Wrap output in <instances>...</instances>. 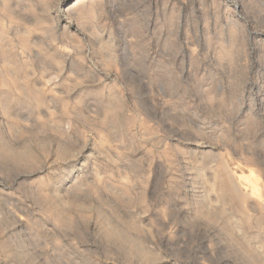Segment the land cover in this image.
<instances>
[{"label": "rangeland", "instance_id": "rangeland-1", "mask_svg": "<svg viewBox=\"0 0 264 264\" xmlns=\"http://www.w3.org/2000/svg\"><path fill=\"white\" fill-rule=\"evenodd\" d=\"M0 62V264H264V0H0Z\"/></svg>", "mask_w": 264, "mask_h": 264}, {"label": "bare ground", "instance_id": "bare-ground-1", "mask_svg": "<svg viewBox=\"0 0 264 264\" xmlns=\"http://www.w3.org/2000/svg\"><path fill=\"white\" fill-rule=\"evenodd\" d=\"M68 22H70V21H68ZM68 28H69V27H68ZM70 28H71V27H70ZM66 29H67V28H66ZM76 30H78V29H76ZM69 35H70V34H69ZM70 36H71V35H70ZM24 51H25V50H24ZM6 61H7V60H6ZM6 61H5V63L8 64V62H6ZM10 62H11V61H10ZM12 62H13V61H12ZM0 63H1V62H0ZM3 64H4V62H3ZM7 64H6V66H7ZM4 65H5V64H4ZM10 65H11V64H10ZM8 66H9V65H8ZM6 69H9V67H8V68L6 67ZM6 69H5V66H4V70H6ZM10 69H11V72H12V68H10ZM17 69H18V68H17ZM2 70H3V69H2ZM8 71H9V70H8ZM8 71H5V74H7ZM23 72H24V71H23ZM1 73H2V71H1ZM8 74L10 75V73H8ZM8 74H7V75H8ZM12 74H13V73H12ZM24 74H25V73H24ZM26 74H27V73H26ZM0 75L3 76L4 74H3V75L0 74ZM16 75H17V74H16ZM16 75L14 76L15 78H16ZM34 75H35V74H34ZM10 76H11V75H10ZM32 76H33V75H32ZM18 77H19V76H18ZM18 77H17V81L21 80V79L18 78ZM2 78H4V76H3ZM8 78H9V77H8ZM12 78H13V77H12ZM33 78H34V77H33ZM47 78H48V77H47ZM0 79H1V78H0ZM4 79H5V78H4ZM18 79H19V80H18ZM22 79H23V76H22ZM35 79H36V78H35ZM6 80H8V79H6ZM9 80H10V79H9ZM27 80H28V79H27ZM11 81L14 83V78H13V80L11 79ZM15 81H16V79H15ZM22 81H23V80H22ZM4 82H6V81H4ZM8 82H9V81H8ZM19 82H21V81H19ZM19 82H18V83H19ZM25 82H27V81H25ZM33 82H34V80H33ZM16 83H17V82H16ZM30 83H31V82H30ZM21 87H22V86H21ZM26 120H27V119H26ZM17 121H18V120H17ZM5 145H6V144H5ZM7 145H8V144H7ZM7 145H6V146H7ZM4 147H5V146H4ZM6 148H7V147H6ZM10 148H11V147H10ZM10 148H9V149H6V150H9V152H11L10 150H12V148H11V149H10ZM5 152H6V151H5ZM9 152L7 151V153H9ZM10 154H11V153H10ZM33 160H34V159H33ZM33 160H32V162H33ZM70 175H71V174H70ZM225 176H226V175H225ZM226 177H227V176H226ZM222 178H223V177H222ZM73 180H74V178H71V179H68V180H67V181H68V184H67V187H66V188H67L66 191L69 190L71 187H73V186H72V184H73ZM224 180H225V179H224ZM231 181H232L231 178L228 177V178H227V181H226V182H227V186L229 187V189H231V192L233 193V195L235 194V196H236L237 198L240 199L242 195L239 194L238 190L235 188V186L233 185V183H232ZM74 182H75V180H74ZM226 182H225V183H226ZM234 184H235V183H234ZM260 184H261V183H260ZM225 185H226V184H225ZM261 185H262V184H261ZM221 188H222V187H221ZM262 188H263V187H262ZM254 190H255V187H254ZM62 192H63V191H62ZM231 192H230V193H231ZM63 193H65V192H63ZM60 194H61V193H60ZM60 194H59V195H60ZM57 195H58V193H57ZM59 195H58V196H59ZM244 195H245V194H244ZM244 195H243V197L245 198ZM247 195H248V194H247ZM229 196H231V195H229ZM231 197H232V196H231ZM243 197H242V198H243ZM246 197H247V196H246ZM242 198H241V201H242ZM235 200H238V199H235ZM235 200H234V201H235ZM244 201H247V200L244 199ZM238 202H239V201H238ZM242 202H243V201H242ZM233 203H235V202H233ZM235 204H236V203H235ZM237 204H238V203H237ZM244 204H245V202H244ZM240 205H241V204H240ZM238 206H239V204H238ZM241 206H242V205H241ZM262 206H263V205H262ZM263 207H264V206H263ZM239 208H240V206H239ZM245 208H246V207H245ZM243 209H244V208H243ZM246 213H247V212H246ZM249 215H250V214H249ZM250 216H251V215H250ZM20 229H21V228H20ZM20 231H21V230H20ZM23 231H24V229H23ZM135 231H137V230H135ZM24 232H26V230H25ZM49 232H50V231H49ZM24 234H25V233H24ZM19 235H20V234H19ZM119 235H120V234H119ZM15 236H16V235H15ZM21 236H22V234L20 235V237H21ZM25 236H26V235H24V239H25ZM17 239H18V238H17ZM29 239H30V238H29ZM18 240H19V239H18ZM20 240H22V243H25V242H23V241H24L23 238L20 239ZM122 240H123V239L121 238V241H120V242H123ZM26 241H27V240H26ZM33 241H34V240H33ZM169 241H170V240H169ZM20 242H21V241H20ZM20 242H19V243L17 242V245H19V248H20V249H21V248L25 249L24 247H20V245L22 244V243L20 244ZM164 242H165V241H164ZM39 243H40V242H39ZM166 243H167V242H166ZM147 244H148V243H147ZM10 245L12 246V244H10ZM17 245H16V246H17ZM24 245H25V247H27L26 244H24ZM27 245H28V244H27ZM120 245H121V243H120ZM124 245H125V243H124ZM161 245H162V244H161ZM22 246H23V245H22ZM129 246H130V245H129ZM162 246H163V245H162ZM13 248H14V246H13ZM19 248H18V249H19ZM124 248H125V246H124ZM135 248H136V247H135ZM144 248H145V247H144ZM11 249H12V248H11ZM15 249H16V248H15ZM126 249H128V248H126ZM129 249L131 250V248H129ZM129 249H128V251H130ZM150 249H151V248H150ZM21 250H22V249H21ZM25 250H26V249H25ZM157 250H158V249H157ZM9 251H10V250H9ZM9 251H8V252H9ZM12 251H13V250H12ZM14 251H15V250H14ZM19 251H20V250H19ZM76 251H77V250H76ZM126 251H127V250H126ZM137 251H138V250H137ZM8 252H7V253H8ZM16 252H17V251L13 252V255H14ZM20 252H22V251H20ZM28 252H29V251H28ZM28 252H27V253H28ZM80 252H81V251H80ZM130 252H131V251H130ZM140 252H141V251H140ZM142 252L145 253L144 251H142ZM11 253H12V252H11ZM126 253H127V252H126ZM132 253H133V251H132ZM132 253H131V254H132ZM136 253L138 254V252H136ZM143 253H142V255H143ZM20 254H21V253H20ZM22 254H24L25 257H27L26 254H25V252H24V253L22 252ZM131 254L128 253V255H131ZM13 255H12V256H11V255H10V256L8 255V256H9V257H13ZM142 255L139 253V255H138V256H139V259L141 258L140 256H142ZM148 255H152V254L148 253ZM15 256H16V255H15ZM17 256H18V257H22V255H19V254H17ZM28 256H30V255H28ZM131 256H132V255H131ZM87 257H88V256H87ZM147 257H148V256H147ZM111 258H112V257H111ZM149 258H151V257H149ZM152 258H153V257H152ZM11 259H12V258H11ZM13 259H14V258H13ZM18 259H20V258H18ZM20 260L22 261V259H20ZM148 260H149V259H148ZM14 261L16 262V258L14 259ZM14 261H11V262H14ZM68 261H69V260H68ZM11 262H10V263H11ZM142 262H143V261H142ZM147 262H148V261H147ZM20 264H21V263H20ZM23 264H25V263H23ZM65 264H66V263H65ZM69 264H70V263H69ZM71 264H72V263H71Z\"/></svg>", "mask_w": 264, "mask_h": 264}]
</instances>
